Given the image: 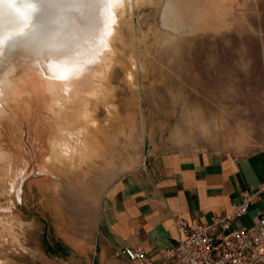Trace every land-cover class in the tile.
<instances>
[{"label":"rangeland","instance_id":"rangeland-1","mask_svg":"<svg viewBox=\"0 0 264 264\" xmlns=\"http://www.w3.org/2000/svg\"><path fill=\"white\" fill-rule=\"evenodd\" d=\"M115 48L95 79L106 89L87 95L88 123L10 110L2 119L0 264L77 263L49 247L91 245L99 199L153 147L264 150V0H142ZM89 123L97 144L86 158L45 162L52 135Z\"/></svg>","mask_w":264,"mask_h":264},{"label":"bare ground","instance_id":"bare-ground-1","mask_svg":"<svg viewBox=\"0 0 264 264\" xmlns=\"http://www.w3.org/2000/svg\"><path fill=\"white\" fill-rule=\"evenodd\" d=\"M141 1L0 0V129L9 110L52 125L75 118L88 123L87 95L106 89L95 83L106 77L102 55L111 61L121 25ZM130 65L133 71V60ZM90 125L60 128L64 137L49 138L45 162L86 158L97 144L85 138Z\"/></svg>","mask_w":264,"mask_h":264},{"label":"crops","instance_id":"crops-1","mask_svg":"<svg viewBox=\"0 0 264 264\" xmlns=\"http://www.w3.org/2000/svg\"><path fill=\"white\" fill-rule=\"evenodd\" d=\"M261 186L263 149L237 156L217 150L186 155L153 147L99 199L94 242L78 246L76 252L49 247L48 253L53 258L77 253L74 264H130L122 249L131 247L158 259L167 246L177 244L178 221L190 227L208 223L239 203L242 191ZM263 209L261 194L229 229L256 225Z\"/></svg>","mask_w":264,"mask_h":264},{"label":"built area","instance_id":"built-area-1","mask_svg":"<svg viewBox=\"0 0 264 264\" xmlns=\"http://www.w3.org/2000/svg\"><path fill=\"white\" fill-rule=\"evenodd\" d=\"M261 194L264 186L242 191L239 203L208 223L190 227L186 221H178L177 244L167 246L158 259L139 248L124 247L122 253L130 264H264V209L256 225L229 229L231 221L247 213L248 205Z\"/></svg>","mask_w":264,"mask_h":264},{"label":"snow or ice","instance_id":"snow-or-ice-1","mask_svg":"<svg viewBox=\"0 0 264 264\" xmlns=\"http://www.w3.org/2000/svg\"><path fill=\"white\" fill-rule=\"evenodd\" d=\"M61 79H67L68 77L67 76H65V77H60Z\"/></svg>","mask_w":264,"mask_h":264}]
</instances>
